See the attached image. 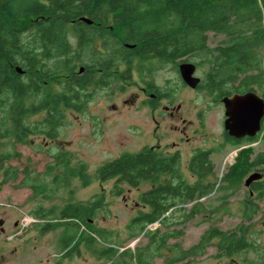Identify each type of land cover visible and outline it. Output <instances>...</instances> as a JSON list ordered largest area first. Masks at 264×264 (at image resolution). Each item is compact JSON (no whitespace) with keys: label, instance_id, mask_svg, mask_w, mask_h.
Listing matches in <instances>:
<instances>
[{"label":"trees","instance_id":"trees-1","mask_svg":"<svg viewBox=\"0 0 264 264\" xmlns=\"http://www.w3.org/2000/svg\"><path fill=\"white\" fill-rule=\"evenodd\" d=\"M81 17L91 20L94 28L89 30L90 25ZM263 17L264 0L0 2V187L16 181L20 173L24 174L20 185L26 184L33 190V195L47 198L76 176L82 186L91 183L86 165L79 162L76 167L72 166L67 152L50 154L53 161L47 165L45 174L51 175V187L46 182H38L37 175L31 177L34 170L27 171L11 164V161L21 158V153L12 148L15 143H27L30 136L36 134L47 139L57 138L64 117L63 110L81 109L86 96L85 65L91 41L88 35L102 37L107 49L113 50L107 54L105 62L104 58L100 61L99 56H95L98 64L110 67L117 61H126L129 65L135 48L140 45L161 55L165 49H170V56L174 59L201 47L206 41V32L222 34L225 39L217 47L218 55L215 58L221 71L228 73L257 69L258 81L264 83L262 57L258 53L264 45ZM72 42H76V46L73 47ZM78 63L81 64V71L80 67L77 68ZM254 81L255 77L252 76L250 83ZM219 83L227 84L222 80ZM246 83L243 80L241 86ZM220 90L221 94L230 92L224 91L222 85ZM259 133L264 135L263 125ZM257 134L241 140L226 135V142L238 145L244 140L253 141ZM210 155L211 149L193 150L186 163L188 172L195 178L193 182L181 171L178 151L163 152L157 147L122 153L96 169L95 178L100 182L114 179L113 194L123 192L122 183L132 188H138L142 183L148 184L137 197L145 210L133 216L126 225L130 239L139 234L148 239L143 247L123 250L132 255L135 264H154V257L162 256L161 250L165 249L172 251V257L164 258L165 264L184 259L189 262L194 256L203 255L210 244L216 248L215 256L229 258L252 249L258 255L248 264H264V248L251 239L249 230L257 211V204L253 201L264 195V151L254 153L251 147L241 148L222 176L225 182L240 183L252 170L263 171L262 178L250 183V189L256 196L243 202L242 219L248 224L241 223L230 231L209 226L200 239L186 249L178 242H168L179 231L169 228L149 231L146 228L156 221L168 227L173 222H169L170 214L175 211L184 213L185 204L209 193L214 176V163ZM54 164L60 168L62 176L53 172ZM93 198L84 203L65 202L63 206L50 210L39 207L33 214L39 218L56 215L55 218L61 220L78 218L83 211L93 212L103 205V194L98 193ZM190 213H193V209ZM55 226V222L46 221L41 225V231ZM97 236L108 239L104 229H98ZM73 237V234L65 235L62 246L71 244ZM94 238L90 237V241H94ZM95 251L114 257L118 248L109 245Z\"/></svg>","mask_w":264,"mask_h":264},{"label":"rangeland","instance_id":"rangeland-1","mask_svg":"<svg viewBox=\"0 0 264 264\" xmlns=\"http://www.w3.org/2000/svg\"><path fill=\"white\" fill-rule=\"evenodd\" d=\"M207 38L208 47L220 45L225 39L224 35L212 32L207 33ZM70 39L73 40L72 37ZM258 53L264 66V45ZM191 58H197L196 52L192 53ZM80 66L78 63L77 68ZM171 85L175 90L173 101L181 103L180 113L186 119V124L191 122L189 125H181L177 118L163 117L160 109L153 114L158 121L156 125L151 114L143 108L138 110L137 104L133 102V93L138 85L133 78L97 88L90 98L91 102L83 103L80 110L64 109L57 138L47 139L36 134L31 135L27 143L13 145L12 148L21 153V158L11 161V164L20 169L26 168L27 171L34 170L30 176L34 178L37 175L38 182H46L48 187H51V175L45 174V170L53 161L50 154L58 152H67L74 167L79 162L84 163L91 183L82 186L76 176L48 198L33 195L28 185H20L24 176L22 173L16 181L2 184L0 264H135L132 255L123 250L143 247L148 239L143 234L130 239L126 225L133 216L145 210L138 203L137 197L148 184L142 183L138 188H132L122 183L123 192L117 195L111 192L114 179L100 182L95 176L96 169L106 161L125 152H138L143 147H157L163 152L172 153L175 145L174 148L179 149L181 171L190 182L195 178L188 172L186 163L195 148L211 149L210 158L214 163L213 186L209 193L185 204L184 213L175 211L170 214L172 217L169 222H173L168 227L154 222L152 227H147L149 231H164L167 228L179 231L168 242H178L186 249L195 244L209 226L230 231L241 223L248 224L242 219L243 202L254 198L256 193L250 189V184L245 186L247 176L240 183L225 182L222 176L241 148L251 147L254 153L264 151V135L259 133L253 141L244 140L238 145L224 143L222 104L213 101L210 94L202 91L196 93L182 85L174 70L171 73ZM261 94L264 98V87ZM181 127L185 128L187 134L178 131ZM54 165L53 172L62 176L60 168ZM98 193L103 194V205L93 212L83 211L78 218L61 220L55 218L56 215L39 218L33 214L39 207L50 210L69 201L84 203L95 199L93 197ZM253 202L257 204V211L249 227L250 236L264 248V195ZM192 209L193 213H190ZM21 221L26 224L22 226ZM46 221L55 222L56 226L41 231V225ZM98 229H104L108 239L97 236ZM69 234H73V240L63 247L62 238ZM92 236L95 237L94 241H90ZM109 245L118 248L114 257L100 255L95 251ZM161 254L154 257V264H165L164 258L172 257L171 250H161ZM215 255L216 248L210 244L203 255L194 256L189 262L184 259L173 264H248L258 253L250 249L231 258Z\"/></svg>","mask_w":264,"mask_h":264},{"label":"flooded vegetation","instance_id":"flooded-vegetation-1","mask_svg":"<svg viewBox=\"0 0 264 264\" xmlns=\"http://www.w3.org/2000/svg\"><path fill=\"white\" fill-rule=\"evenodd\" d=\"M90 25L89 30H92V21H88ZM210 32V31H208ZM206 41L204 44L196 49L197 58H191L192 53L183 54L174 59L170 56V49H165L163 55L157 54L154 51L145 50L143 46L135 48V53L131 59L130 64L126 61H117L112 66L107 67L105 64H98L95 56H99L100 61L102 58L107 57L108 53H112L113 50L107 49L104 45L103 38H96L92 35H88L89 46L87 48L86 57V85H85V101L84 103L91 102L90 98L97 88L109 87L115 81H126L134 78L138 89L133 93V102H135L136 108L139 110L143 108L145 112L152 115V119L158 124V121L154 118V113L158 109L162 112L163 117L169 119L177 118L180 120L181 125H189L191 122L186 124V119L181 115V103H175V90L171 85V73L172 70L179 76V81L185 87L190 88L194 92H205L210 94L213 101L216 100L222 104L223 119L222 125L224 128L225 114L224 105L222 99L224 97H232L234 95H241L248 92L254 93L258 98H263L262 90L264 83H260L258 80V70L247 68L242 70H234L226 72L221 71L220 66L217 64L215 58L218 55L217 47L218 44L213 47L207 45V33ZM214 34V33H213ZM72 46H76V42H72ZM109 51V52H108ZM181 64H192L193 72L192 76L197 78V84L195 87H190L181 78L180 65ZM263 69V80H264V66ZM221 71V72H220ZM252 71L254 73H252ZM252 76L255 77L254 83H250ZM227 77L226 79H224ZM220 80L225 81L227 84H220ZM245 81V85L241 86L242 81ZM161 81L162 83H159ZM225 89L224 91H230L229 93L221 94L220 86ZM123 87V86H121ZM191 121V120H190ZM178 125V124H176ZM260 125H264V115L261 119ZM181 133L187 134L185 128L181 127L178 129ZM258 133V132H257ZM256 133V134H257ZM255 134V135H256ZM226 135L234 137L235 139H245L248 136H242L240 138L230 135L225 129L222 132L224 143L226 142ZM254 135V136H255ZM230 144V143H228ZM175 147V145H174ZM174 151L179 149L174 148ZM179 152V151H178Z\"/></svg>","mask_w":264,"mask_h":264},{"label":"water","instance_id":"water-1","mask_svg":"<svg viewBox=\"0 0 264 264\" xmlns=\"http://www.w3.org/2000/svg\"><path fill=\"white\" fill-rule=\"evenodd\" d=\"M83 21H89L81 17ZM82 70L80 67L79 71ZM194 68L192 64H181L180 74L182 80L190 87H195L198 79L192 76ZM224 105V129L235 137L248 136L253 137L261 129V119L264 115V100L258 98L254 93L248 92L232 97L222 99ZM261 173L253 172L247 176L244 181L248 186L252 181L259 179ZM2 221H0L1 224Z\"/></svg>","mask_w":264,"mask_h":264},{"label":"built area","instance_id":"built-area-1","mask_svg":"<svg viewBox=\"0 0 264 264\" xmlns=\"http://www.w3.org/2000/svg\"><path fill=\"white\" fill-rule=\"evenodd\" d=\"M23 219H24V218H23ZM25 224H26V223H25ZM25 224H23L22 221H21V225H22V226H24ZM154 224H155V223H152V224H150V225H147V227L150 228V227H152V225H154ZM147 227H146V228H147Z\"/></svg>","mask_w":264,"mask_h":264}]
</instances>
